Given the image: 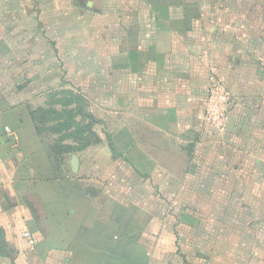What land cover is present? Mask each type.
Segmentation results:
<instances>
[{
	"label": "crops",
	"instance_id": "1",
	"mask_svg": "<svg viewBox=\"0 0 264 264\" xmlns=\"http://www.w3.org/2000/svg\"><path fill=\"white\" fill-rule=\"evenodd\" d=\"M58 1L55 41L0 0V264H264V0ZM210 78L230 100L218 128ZM124 160L176 195L174 218L141 230L83 183Z\"/></svg>",
	"mask_w": 264,
	"mask_h": 264
},
{
	"label": "rangeland",
	"instance_id": "2",
	"mask_svg": "<svg viewBox=\"0 0 264 264\" xmlns=\"http://www.w3.org/2000/svg\"><path fill=\"white\" fill-rule=\"evenodd\" d=\"M33 1L35 0H23V4L29 5V8L27 9L29 13L36 14L39 11L35 7V2ZM48 4L49 3L47 2H42V4L39 5L41 7V12H39L41 15L40 21H42L43 25H46L45 34H43V36L50 37L52 40L56 41L55 36L49 33L47 29V25L52 23L50 16L53 12L49 15V10L51 11L50 5L54 7L53 11H55L56 14H60V10L63 9L64 6L58 0H51L50 5ZM9 17L10 16L2 18L3 26H7V23L10 21ZM18 39L19 38L14 37V43H16ZM22 45H32V42L28 41L27 44L23 43ZM57 45H62V43L57 42ZM130 124L135 130L136 137L140 140L139 145L134 146L133 148L134 150H138V148L141 150V125H136V122H131ZM23 135L25 137L23 136V141L21 138V144H23L24 148H28L30 146V142H28L29 135L25 132ZM37 149H39V146ZM114 151L117 153L116 150ZM35 158L41 161L43 160L42 156ZM136 163L138 165L141 163L140 157H138L137 161H134V164ZM121 165H123L124 168L119 167L114 177L109 179H91L89 180L90 182L84 179L83 183L89 187H96L99 202H128L130 204L129 213L131 219L141 220V230L142 228H146L145 226H147V223L151 219H154V217L161 219H172L175 217V210L172 205L175 201L176 195L167 192L168 189H163L160 186V183L157 184V182H155V179H141V169L135 168V166H133L131 162H128V160H124ZM126 166H128V169H126ZM58 184L59 183L45 185L42 183L39 185V187L43 189L41 198L44 203L49 200L50 202H53L52 204L57 203L60 205L61 194L57 192L59 191L57 188L61 187L63 184ZM56 186L57 188H55ZM53 191H55V193ZM76 201V196L73 193H70L65 199V202L71 203L72 205H75ZM47 204L49 203L47 202ZM141 262H143L142 259Z\"/></svg>",
	"mask_w": 264,
	"mask_h": 264
},
{
	"label": "built area",
	"instance_id": "3",
	"mask_svg": "<svg viewBox=\"0 0 264 264\" xmlns=\"http://www.w3.org/2000/svg\"><path fill=\"white\" fill-rule=\"evenodd\" d=\"M230 100L222 85L215 78H210L207 87L205 101V122L214 127H221L228 115ZM22 237L27 241L29 247L35 244L34 239L28 232H24Z\"/></svg>",
	"mask_w": 264,
	"mask_h": 264
}]
</instances>
